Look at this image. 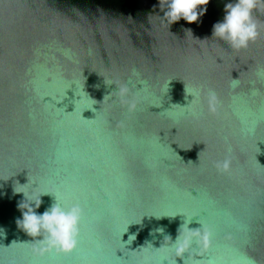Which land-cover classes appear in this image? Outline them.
<instances>
[{
  "label": "water",
  "instance_id": "1",
  "mask_svg": "<svg viewBox=\"0 0 264 264\" xmlns=\"http://www.w3.org/2000/svg\"><path fill=\"white\" fill-rule=\"evenodd\" d=\"M235 2L0 0V264H264V5L235 49ZM55 199L78 243L40 255L19 206Z\"/></svg>",
  "mask_w": 264,
  "mask_h": 264
},
{
  "label": "clouds",
  "instance_id": "2",
  "mask_svg": "<svg viewBox=\"0 0 264 264\" xmlns=\"http://www.w3.org/2000/svg\"><path fill=\"white\" fill-rule=\"evenodd\" d=\"M209 0H167V11L164 15L171 23L183 18L188 23L197 22L204 14ZM264 5V0H236L235 3L225 5V16L222 22H218L213 27V36L228 42L235 49H245L250 43L255 42L259 36L258 23L254 17V12L259 6ZM190 31V30H189ZM127 88H121L119 95L122 100L127 93ZM210 107L214 109L215 93H209ZM135 108V104L130 105V110ZM223 170H227L229 162L226 160L217 165ZM55 203L46 209L42 214H38L31 204H20L22 219L16 221L28 236L34 240L41 241L42 246L35 249L38 254L55 249L58 253H71L77 246L79 234V221L82 209L79 205H74L65 209L55 199ZM41 200L35 202V208H39ZM3 232V230H0ZM199 235V233H194ZM204 247L208 246V234L203 236ZM189 243L185 239L180 244L177 251H185Z\"/></svg>",
  "mask_w": 264,
  "mask_h": 264
}]
</instances>
